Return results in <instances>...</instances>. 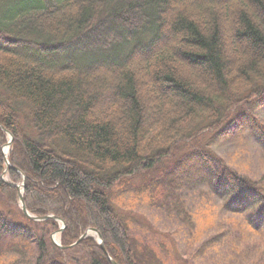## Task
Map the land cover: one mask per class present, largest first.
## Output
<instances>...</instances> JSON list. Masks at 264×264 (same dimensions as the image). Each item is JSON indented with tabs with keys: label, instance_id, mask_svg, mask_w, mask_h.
<instances>
[{
	"label": "trees",
	"instance_id": "trees-1",
	"mask_svg": "<svg viewBox=\"0 0 264 264\" xmlns=\"http://www.w3.org/2000/svg\"><path fill=\"white\" fill-rule=\"evenodd\" d=\"M260 112L264 0H0V237L16 252L19 244L37 249L18 263L62 264L95 229L113 261L139 264L111 195L183 145L174 173L184 184L206 182L224 200L239 220L238 240L245 233L264 244V177H248L202 143L250 130L264 148ZM6 131L7 181L25 177L27 210L61 219L66 249L34 243L40 223L23 214L18 190L4 180ZM173 205L193 226L185 205ZM206 213L197 217L203 226L212 222ZM76 247L91 264H112L93 238Z\"/></svg>",
	"mask_w": 264,
	"mask_h": 264
},
{
	"label": "rangeland",
	"instance_id": "rangeland-1",
	"mask_svg": "<svg viewBox=\"0 0 264 264\" xmlns=\"http://www.w3.org/2000/svg\"><path fill=\"white\" fill-rule=\"evenodd\" d=\"M258 114L264 117V112ZM202 143H208L218 157L248 177L255 180L264 177V148L250 130L230 139H205ZM182 156L183 145L155 170L142 171L111 189L114 191L111 200L124 219L136 261L139 264H164V261L165 264H263L264 244L251 234L244 233L241 240L237 239L232 228L239 220L224 207V200L217 197L206 182L196 178L184 184L183 173H174ZM0 200H3L0 202L3 207L6 203L4 196L0 195ZM179 200L193 215V226L185 225L178 218L173 203ZM206 211L210 212L212 222L203 226V221L197 217ZM56 232V229L40 223L34 227L31 237L34 243L45 240L49 246H55L52 236ZM22 237L28 243L25 232L21 233L19 240ZM208 241L212 243L205 247ZM11 245L8 237H0V264H25L18 263L24 258L22 254L36 255L35 247L30 253L31 249L19 244L16 252ZM70 250L60 259L62 264H91L84 249L75 247ZM49 252V255L55 254L51 249ZM153 252L159 259L154 258Z\"/></svg>",
	"mask_w": 264,
	"mask_h": 264
},
{
	"label": "water",
	"instance_id": "water-1",
	"mask_svg": "<svg viewBox=\"0 0 264 264\" xmlns=\"http://www.w3.org/2000/svg\"><path fill=\"white\" fill-rule=\"evenodd\" d=\"M0 129H1V130H4V128H3L2 126H0ZM8 136H9L10 140H9V143H8L7 145H8V146H11V145H12L13 138H12V136H11L10 134H8ZM6 164H7V166H9V162H8V160L6 161ZM11 186L16 187V188L20 191V194H19V200H20L21 208H22V211H23L24 215L27 216V218H29V219H31V220H33V221H37V222H38V221H46V220H50V219H51V220H55V221H59L57 218L52 217V216H47V217H45V218H37V217H33V216H31V215L29 214V212H28V210H27V208H26V205H25V203H24V199H23V191H24V188H25V178H24V181H23L22 185H14V184H12ZM59 222H61V221H59ZM61 223H62V222H61ZM64 228H65V227L61 228L60 231H59L58 233H59V234L62 233ZM90 234H96V235L98 236V243H99V245H100L101 250H102L103 252H105V254L108 256V258H109V260H110V262H111L112 264H117L115 261H113V259H112V258L109 256V254L107 253L101 235H100L96 230H94V229H90V230H88V231H87V232H86V233L80 238V240H79L77 243L74 244V246L77 245L80 241H82V240L86 239L87 237H89Z\"/></svg>",
	"mask_w": 264,
	"mask_h": 264
},
{
	"label": "bare ground",
	"instance_id": "bare-ground-1",
	"mask_svg": "<svg viewBox=\"0 0 264 264\" xmlns=\"http://www.w3.org/2000/svg\"><path fill=\"white\" fill-rule=\"evenodd\" d=\"M9 149H10L9 146L5 147V153H6V154L9 153ZM54 238L57 239V238H58V235H55Z\"/></svg>",
	"mask_w": 264,
	"mask_h": 264
}]
</instances>
